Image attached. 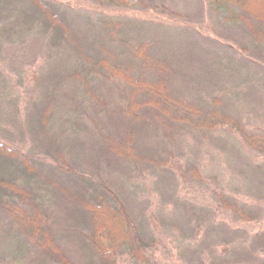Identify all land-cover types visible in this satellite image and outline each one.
Here are the masks:
<instances>
[{"label":"rangeland","instance_id":"374dc122","mask_svg":"<svg viewBox=\"0 0 264 264\" xmlns=\"http://www.w3.org/2000/svg\"><path fill=\"white\" fill-rule=\"evenodd\" d=\"M50 1L61 7L73 35L68 43L56 39L57 43L48 45L54 36L47 40L43 26L34 33L28 31L26 27L38 17L29 0H0V45L3 40L15 43L0 53V139L34 158L39 173L34 181L39 178L45 212H51L60 238L79 243L82 233L74 226L83 224L86 217L69 200L74 195L85 197L86 187L104 180L117 187L138 218L141 231L155 241V258L160 264H218L225 255L232 258L238 254L242 243L240 259H231L233 264H241L240 260L264 264V155L247 147L235 131L225 133L226 127L210 139L181 137L173 149L175 155L168 153V146L162 150L159 141L154 151L150 140L161 137L158 126L150 129L148 138L140 136L139 151L146 150L149 156L162 160L170 155L184 167L199 165L203 181L184 179L171 170L166 173L158 168L155 173L147 162L118 171L116 167L125 168L124 164L115 160L103 141V137L116 134L115 118L110 117L116 112L113 107L112 112L106 106L104 110L102 104L119 100L121 84L105 86L106 71H96L88 64L96 54L105 57L109 47L119 48L121 33L111 34L110 22L122 27L138 19L134 27L145 34L155 32L154 36L161 31L173 42L180 56L175 62L182 65L186 76L183 82L179 79L185 97L207 99L211 101L207 107L221 108L224 100L213 98L228 96L247 131L261 132L264 48L254 44L248 26L229 20L227 14L211 13L207 0H120L118 8L95 0ZM103 15L108 24L98 19ZM61 28L54 30V35L60 34ZM164 37L162 42H166ZM85 56H91L90 60ZM84 78L94 83L96 97L102 98L100 107L86 91ZM45 112L48 118H43ZM146 116L147 123L154 121L151 113ZM118 122L121 125V120ZM134 124L138 128L140 123ZM63 160L76 174L59 168ZM7 169L9 177H21L16 166ZM215 190L245 205L251 219L243 221L228 211ZM6 216L0 212V264H55L41 259L24 237L18 236L22 238L18 241L3 238L13 237V223ZM67 249L72 259L87 255L85 247L77 254L70 251L69 242ZM118 264L140 263L121 249Z\"/></svg>","mask_w":264,"mask_h":264},{"label":"trees","instance_id":"16d2710c","mask_svg":"<svg viewBox=\"0 0 264 264\" xmlns=\"http://www.w3.org/2000/svg\"><path fill=\"white\" fill-rule=\"evenodd\" d=\"M95 1L107 3L115 8L121 6L120 0ZM29 2L37 9L38 17L34 20L32 27H26L28 31L34 33L36 28L45 27L47 40L54 36V41L48 40V45L51 46L53 43H57L56 39L67 43L72 41L73 35L61 13V7L50 0H29ZM207 3L211 13L227 14L226 17L229 20L240 21L248 26L254 44L257 47L260 46V49L261 46L264 48V0H207ZM105 17L103 15V18L98 17V19L100 22H105L107 19ZM138 21V19H131L129 24L122 27L116 26V24L113 27L114 22L106 21L105 23H109L111 27V34L121 33L119 48L109 47L105 57L99 58L97 54L94 57L85 56L87 59L95 58V60L89 59L88 62L92 69L100 71L101 68L103 72L106 71V74L103 75L105 86L115 83L119 87L121 84L122 93L120 96L118 95L119 100L117 99L118 101L114 104L107 105L100 103L102 98L99 95L96 97L94 83L87 82V79L84 78L88 87L86 91L89 90L90 94L94 96L91 98L93 103L96 102L97 107L102 104L104 110L105 106L110 108H107L110 112L113 107V111L116 112L109 114L110 117L115 118L116 134L103 137V141L106 142V150L116 156L115 160L124 164L125 168L116 167V169L120 172L129 171L136 164L148 163L150 169L155 173L160 170L170 173L171 170L184 179L195 182L203 181L204 175L199 165L184 167L185 164H176L170 155L162 160L149 156L146 150L139 151L137 145L140 136L147 137L150 134V129L158 126L157 129L161 130V137L156 139L151 137L152 140H150L151 148L154 151L159 141L158 146H161L162 150L166 151L165 147L168 146L171 149L168 153L174 154L173 149H176L178 141L183 137H194L198 141L204 140L206 137L210 139L214 137L215 132H225L220 130L226 127L225 133L229 135V131H235L247 147L264 155V131H247L246 126L244 127L240 118L235 115L232 108V105L235 106V104L228 100V96L221 99L213 98L214 101L224 100L221 108L207 107V104H211V101L207 99L202 102L198 101L200 98L185 97L180 80L183 82L182 80H186V76L181 68L182 65L175 62L180 56L173 42L170 39L167 40L166 35L161 31H158L159 34L155 36V32H151V35L145 34L140 28L134 27L139 24ZM61 26V33L54 35V30ZM161 37H164L166 42H162ZM26 43H22L23 47ZM11 45H15V43L3 40L0 45V53H3L2 51L7 50V46ZM94 45V42L91 43L92 48ZM130 70L137 72L129 75L128 71ZM2 98L0 96V99ZM202 103L205 105L201 106ZM92 106L95 108V104ZM46 113L43 118L49 117ZM146 113H151L154 121L151 120L147 123ZM118 120H121V125ZM127 122L130 123V126L127 125ZM134 123H140L138 128ZM132 125L134 127H131ZM219 143L226 142L219 141ZM33 159L28 153L22 152L19 148L10 146L0 139V212L5 213L13 223V237L4 236L3 238H15L18 241L22 240L18 236L24 237L33 244L41 259L55 264H118V254L121 249L125 250L132 261L136 263L160 264L155 258V241L152 238H147L148 234L141 231L138 218L121 197V192L118 193L117 187L116 190L104 180H98L86 187L85 197L74 195L72 200H69L73 203L75 210L81 209L82 215L86 217L83 224L74 226L82 233L79 243H71L69 240L68 242L72 248L70 251L73 252L74 249L77 254L79 249L85 247L87 255L82 258L75 255L73 257L79 258L72 259V256L70 257L67 252L68 242L63 241L57 234L51 212H45L47 209L41 198L42 187L38 185L39 178L37 182L34 181L39 173L36 171L37 167ZM11 164L19 168L22 173L21 177L18 176L15 179L9 177L7 168L10 169ZM58 166L66 174H76L64 160ZM158 178L161 179V177ZM214 193L221 199L224 207L235 214L237 218L243 221L251 219L245 205L234 202L230 199L232 198L230 195L227 194V196L218 190H215ZM241 246L236 250L239 252L238 254L233 255L232 258L225 255L221 260L223 262H218V264H233L232 260L236 262L235 260L242 254H240ZM84 258L86 260H83ZM225 258H229V260H225ZM239 263L249 264L242 263L241 260Z\"/></svg>","mask_w":264,"mask_h":264}]
</instances>
